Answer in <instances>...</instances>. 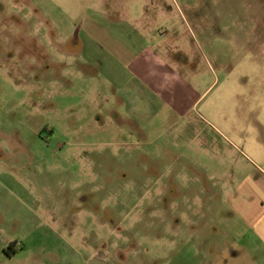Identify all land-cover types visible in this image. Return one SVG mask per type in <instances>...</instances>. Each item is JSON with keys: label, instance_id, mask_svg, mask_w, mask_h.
<instances>
[{"label": "rangeland", "instance_id": "obj_1", "mask_svg": "<svg viewBox=\"0 0 264 264\" xmlns=\"http://www.w3.org/2000/svg\"><path fill=\"white\" fill-rule=\"evenodd\" d=\"M0 264H264V0H0Z\"/></svg>", "mask_w": 264, "mask_h": 264}, {"label": "crops", "instance_id": "obj_2", "mask_svg": "<svg viewBox=\"0 0 264 264\" xmlns=\"http://www.w3.org/2000/svg\"><path fill=\"white\" fill-rule=\"evenodd\" d=\"M129 32L133 35L134 33L132 32V30L130 29ZM129 33V34H130ZM114 34V35H113ZM120 36L121 35H118L117 34V31L114 29H111V28H108L107 31H105V36H104V39L105 41H107L108 43H114V42H117L119 39H120ZM127 37H129V39H131V42H135L136 37L133 36V38H131L132 36H129L128 33H127ZM121 56H123V53H120ZM124 59L126 60H131L129 59V57H127V54L124 55Z\"/></svg>", "mask_w": 264, "mask_h": 264}]
</instances>
